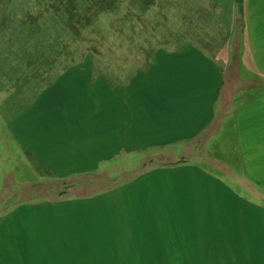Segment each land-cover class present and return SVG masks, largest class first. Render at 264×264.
I'll use <instances>...</instances> for the list:
<instances>
[{
    "label": "crops",
    "instance_id": "1",
    "mask_svg": "<svg viewBox=\"0 0 264 264\" xmlns=\"http://www.w3.org/2000/svg\"><path fill=\"white\" fill-rule=\"evenodd\" d=\"M182 1L198 19L197 27L188 29L192 34H196V28V32L200 31L196 41L172 44L169 50L159 48L147 69L139 70L131 81H121L116 86L111 82V88H118H110V96L107 91L99 92L100 84L106 86V82L92 81L87 99L79 103L76 98L70 105L62 101L58 120L49 122V111L36 107V103L45 92L49 94L50 90L60 87L64 77L76 71L58 75L39 92L35 103L6 122L0 120V257H8L9 264L25 263L34 256H49L47 234L50 231L54 232L52 237L56 232L60 237V253H51L53 258L77 257L78 242L89 244L86 239H90V246L96 251L91 255H96L103 264L109 263L114 251L124 252L123 256L135 258L132 262L138 263L142 258H159L163 239L155 223L159 219L157 207H176L177 193L184 195L185 191L200 196L203 204L209 185L213 187L211 200L218 207L227 200L257 210L256 205L248 206L244 197L234 194L218 173L209 172L194 162L214 159L213 164L232 178L231 182L246 185L247 190L255 193L258 186L264 185L258 181V177H264V91L242 103H234L239 95L236 84L241 86L238 81L242 47L245 48L243 57L254 72L249 76L264 78V0ZM224 2H230V7ZM213 15L218 18L217 34L228 30L222 41L212 42L208 37ZM238 16L240 26L236 25ZM234 63L238 64L237 68ZM76 79L72 97H78ZM60 93H64L62 88ZM225 115L229 116L230 123L225 121ZM225 123L232 129L233 152L240 163V172L236 174L230 166L224 167L208 156V145L219 137ZM204 144L207 154L200 156L197 152L202 151L194 146ZM134 146L139 153L166 155L172 165L143 171L133 181L135 185H130L131 182L121 187L126 200L119 201L116 194L113 198L107 195L56 202L15 198L14 170L21 166L17 165V153L23 161L34 156L60 179L81 169L85 173L98 168L101 162H109L117 155L128 156L127 151ZM6 159L11 161L8 168ZM176 162L183 164L177 166ZM156 173L160 176L157 179L153 178ZM6 176L9 186L1 179ZM167 186L169 191H165ZM127 210H134L125 220L130 229L121 227L122 239L115 242L110 228L120 223V211ZM132 225L136 231L142 227V233L132 235ZM51 264L57 263L51 260Z\"/></svg>",
    "mask_w": 264,
    "mask_h": 264
},
{
    "label": "rangeland",
    "instance_id": "2",
    "mask_svg": "<svg viewBox=\"0 0 264 264\" xmlns=\"http://www.w3.org/2000/svg\"><path fill=\"white\" fill-rule=\"evenodd\" d=\"M54 2L55 0H0L1 122H6L15 113L35 103L39 92L53 83L60 74L76 71L65 76L60 87L50 90L49 94L45 92L36 103V107L49 111V122L58 120L60 106L64 105L62 101L70 105L76 98L79 103L83 98L87 99L89 83L92 81L97 79L106 82V86L104 83L100 84L99 92L103 94L107 91L110 96L111 82L116 86L121 81H131L139 70L147 69L159 48L169 50V45L192 43L201 36L200 31L196 32L197 28L196 34L188 31L197 27L198 19L182 0H112L111 9L97 13L88 25L81 24L83 21H80L77 25L78 34L74 33L73 28L69 29L66 15L55 9L56 6L53 7ZM197 3L200 4V1ZM223 4L227 7L231 5L230 2ZM217 19L216 15L210 17L209 28L212 31L208 37L212 42L218 39L222 41L228 32L226 29L221 30L222 34H217ZM237 24L240 26L239 16L236 17ZM244 52L245 48L242 47L238 81L241 86L236 84L239 95L234 98L235 104L264 91V78L249 76L254 72L243 57ZM232 65L238 66L237 63ZM76 77L78 97H72ZM60 88L64 93H60ZM116 88L118 87L111 89ZM109 96L107 100H110ZM225 121L231 122L228 115H225ZM225 126H222L219 137L208 145V156L215 158L224 167L230 166L236 174L240 172V163L233 152L232 129L227 123ZM194 147L197 151H202L197 152L198 155L207 154L205 144ZM138 151L137 146H134L127 151L128 156L117 155L109 162H101L98 168L85 173L81 169L77 174L60 179L41 162L38 163L34 156L26 157L27 161H23L17 153V165L21 166L14 170L13 189L17 192L15 198L56 202L107 195L113 198L116 194L119 201L126 200L127 196L120 192L121 187L131 182L130 185H135L133 181L143 171L172 165L168 157L159 152L151 155L150 152ZM213 160H198L194 164L209 172L218 173L230 185L234 194L249 202L248 206L256 205V211L252 207L247 208L241 203L235 205L227 200L218 207L215 200H211V185L207 187V199L203 204L200 196L192 195V192L185 191L184 195L178 192L174 203L176 207H157L159 219L155 223L163 239L159 258H142L138 263L132 262L135 258L123 256L126 253L114 251L108 264H264V189L261 188L264 185L258 186L257 193L247 190L246 185L231 182L232 178L213 164ZM5 162L8 168L11 161L6 159ZM183 163L174 164L178 166ZM28 164L31 165L29 168ZM12 165L14 167L15 162ZM158 175L156 173L153 178H159ZM1 179L9 186L8 176ZM258 181L264 183V177H258ZM198 185L205 187L204 183ZM169 189L167 186L165 191ZM159 200L166 201L162 198ZM134 210L120 211V223H114L110 228V231L113 229L115 242L122 239L121 227H126L129 231V224L125 220L127 214L132 215ZM131 228V234L135 236L136 232L143 231L142 227L137 228V231L134 225ZM53 233L50 231L47 234L49 256H34L27 259L29 262L26 260L21 264H51V260L57 264H103L100 258L91 255L96 251L90 246V239H86L89 244L78 242L77 257L63 255L61 259L53 258L51 253H60V237L57 232L52 237ZM97 245H100L99 240ZM102 249L110 251L108 248ZM8 261V257H0V264H9Z\"/></svg>",
    "mask_w": 264,
    "mask_h": 264
},
{
    "label": "trees",
    "instance_id": "3",
    "mask_svg": "<svg viewBox=\"0 0 264 264\" xmlns=\"http://www.w3.org/2000/svg\"><path fill=\"white\" fill-rule=\"evenodd\" d=\"M52 5L66 15L67 26L78 34L77 25L80 21H83L81 24L88 25L97 13L111 9L112 0H55Z\"/></svg>",
    "mask_w": 264,
    "mask_h": 264
}]
</instances>
